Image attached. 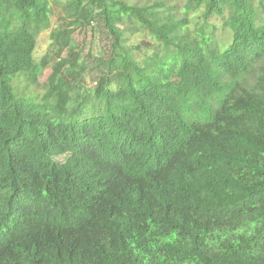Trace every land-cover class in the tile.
<instances>
[{"label": "trees", "instance_id": "trees-1", "mask_svg": "<svg viewBox=\"0 0 264 264\" xmlns=\"http://www.w3.org/2000/svg\"><path fill=\"white\" fill-rule=\"evenodd\" d=\"M177 6L67 0L36 62L51 1L0 0V264H264V0ZM98 27L91 67L71 37Z\"/></svg>", "mask_w": 264, "mask_h": 264}, {"label": "rangeland", "instance_id": "rangeland-1", "mask_svg": "<svg viewBox=\"0 0 264 264\" xmlns=\"http://www.w3.org/2000/svg\"><path fill=\"white\" fill-rule=\"evenodd\" d=\"M52 4V26L49 30L43 31L38 36L37 48L35 51V59L36 62H40L42 58L47 54L51 53V45H52V32L56 28H66L70 27L74 29V26H70L71 17L67 14L65 10V5L67 0H50ZM133 2H138L139 4L152 3L155 0H131ZM173 5L177 6L178 15L183 17V6L187 2V0H172ZM262 0H255V5L259 9L260 3ZM215 26L217 27V37L221 44H227L230 42L231 33L226 30L220 20L214 21ZM193 28V27H192ZM129 43L139 45H152V39L146 31H132V33L128 34ZM72 45L75 47V50L79 51L83 54V57L89 61L90 66L92 67L94 64V57H97V54L100 51H108L110 49L111 40L106 35L105 31L101 28H84V29H75L72 32L71 37ZM69 50L67 49L64 53V56H68ZM88 54H91L93 57H90ZM52 73L51 67L45 69L40 75L38 82H32L30 77L26 74L20 75L17 77L13 84L15 90L19 96L27 97V98H35L38 101H41L44 94V83L47 81L49 75ZM23 74V73H22ZM99 74L95 71L89 72L87 87L92 88L93 83L97 80ZM58 161H63L64 157H58Z\"/></svg>", "mask_w": 264, "mask_h": 264}]
</instances>
